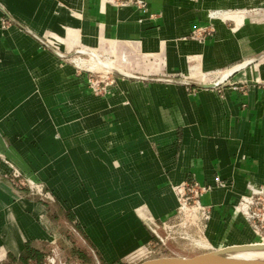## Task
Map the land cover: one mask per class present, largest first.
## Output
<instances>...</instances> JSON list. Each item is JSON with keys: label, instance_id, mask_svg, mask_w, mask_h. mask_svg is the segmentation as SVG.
Listing matches in <instances>:
<instances>
[{"label": "crops", "instance_id": "crops-1", "mask_svg": "<svg viewBox=\"0 0 264 264\" xmlns=\"http://www.w3.org/2000/svg\"><path fill=\"white\" fill-rule=\"evenodd\" d=\"M145 1L0 0V263L53 250L77 264L143 258L146 218L174 221L188 181L206 187L210 239H257L237 206L264 189V55L213 88L137 72L95 91L26 30L66 54L63 34H77L127 74L145 59L214 71L264 54V0ZM198 29L210 33L191 38Z\"/></svg>", "mask_w": 264, "mask_h": 264}, {"label": "rangeland", "instance_id": "rangeland-1", "mask_svg": "<svg viewBox=\"0 0 264 264\" xmlns=\"http://www.w3.org/2000/svg\"><path fill=\"white\" fill-rule=\"evenodd\" d=\"M257 16L263 17L261 13L259 15L257 14ZM224 17H227V16H224ZM209 33H210L209 30H205V29L199 30L198 29L191 34V38L195 40L196 39L201 40V39H204L205 36ZM63 35H64V41L66 43L65 45L67 46V48L70 51H73V50L78 51V54L76 55L73 54L68 59V62L74 64L75 69H77L79 72H82V71L89 72L90 75L91 74H111V73H107L106 65L119 69L120 62L118 60H112V59L107 58L109 56L106 54H103L102 52L105 49L103 46L96 47L92 44L89 45L86 42V40H82L81 37L78 36L77 34H75L74 37L71 35L67 36L66 34H63ZM87 48L95 51L94 52L95 54H91L90 52L91 50ZM93 57L97 59V62L100 64V66L98 67L96 66V64L94 63L95 60ZM121 59H123V57ZM241 64H244V63H241ZM122 65H124L123 62H122ZM125 65H127V67L129 68L128 72H130V74H136L137 72H143L144 74H166V75H159L160 77H168V75H171L173 77L174 75H176L175 77L177 78L180 77L181 75L184 76V74H191L193 78H196V79H193V80L189 79V80H192L198 83L213 82V81H216L219 76H220L219 77L220 80H222V76L224 77L230 69L235 67L234 66L229 69L223 68V70L221 69V70H214V71H205V70H202L200 64H198L197 62H193L187 65L189 68H191L190 70L188 68L184 69V67H181V68H177L178 70L176 71L172 69L170 70L168 68L166 59L164 61L162 59L160 60H153V59L146 60L145 59V61L141 63H134L132 65L130 62H127ZM159 76H156V77H159ZM257 80H261V79H257ZM160 82L173 83V82H168V81H160ZM101 87H103V83L100 84V90H101ZM191 87H195V86H191ZM177 197L179 200L178 195ZM181 207L182 206L180 205V202H179L178 207H177V212L179 211ZM177 212H176L175 220L172 221L170 223V226L168 227L169 231H167L164 234V236H168V238L165 239V243L160 241L154 235V238L150 242L147 243V247H148L147 254L148 255L143 258H139L135 260L139 261L142 259L159 258V257H191L196 254L207 252L210 250H219V249L225 248L224 247L225 243L223 242V243L218 244L217 242L218 240L214 239V235L211 237V239L209 238V235H208L209 226L208 225H209L210 217L205 219V217H203L201 213H198L197 211L195 212L194 209L192 211L186 210L185 213L183 212L182 214H178V215H177ZM209 214L211 216L210 208H209ZM160 224L162 225V223ZM253 231H254V235L257 236V239L252 242H247L246 244H264V238L260 236L254 229ZM229 245L232 246L233 244L231 245V243H229ZM51 253L52 252H50L49 254ZM59 257L60 259H62L63 262L67 261V263L69 264L71 263L77 264V262H79V261H76V257H72L73 258L72 260L71 258L65 256L62 253H59ZM36 259L39 260L38 263L40 264H43L45 262V259L43 257L41 259L34 257L33 260H29V261L24 260L22 258L18 260H13L9 258L7 261H4L0 264H37V262L35 261ZM125 260L120 261L117 264H126L128 262L135 261V260H128V259H125ZM94 262L95 264H97L98 262H100L101 264H105L102 262L101 255L97 252L93 255H90L87 258L85 263L94 264Z\"/></svg>", "mask_w": 264, "mask_h": 264}, {"label": "built area", "instance_id": "built-area-1", "mask_svg": "<svg viewBox=\"0 0 264 264\" xmlns=\"http://www.w3.org/2000/svg\"><path fill=\"white\" fill-rule=\"evenodd\" d=\"M112 1L116 4H124L126 2H133L135 5L138 6H145V0H108ZM51 46H53L57 51H59L48 39L44 38ZM61 52V51H59ZM89 71V70H88ZM109 74H91L90 75V83L92 87L97 91L100 90V84L103 83L104 88L108 82L110 81L108 78ZM12 178L20 183L21 186H28L26 180L23 179L21 174L14 170L11 174ZM31 186V185H30ZM206 187L200 185L198 182H186L179 190V202L180 205H186L188 210H193L198 213H201L203 217L209 218V208L202 204L201 202V195L205 192ZM192 208V209H191ZM238 210L242 212L247 219V221L251 224L252 228L262 237H264V189L261 188H253L252 191L244 195L237 206ZM147 249V244L145 246ZM148 251V250H147ZM56 251H52L51 254L55 253ZM152 252V251H151ZM51 254L46 256L45 262L48 264H63V263H56L50 262L48 259ZM59 254V253H58ZM59 260L62 261V259ZM66 264L67 261H64ZM72 264V263H71ZM97 264H101L98 262Z\"/></svg>", "mask_w": 264, "mask_h": 264}, {"label": "water", "instance_id": "water-1", "mask_svg": "<svg viewBox=\"0 0 264 264\" xmlns=\"http://www.w3.org/2000/svg\"><path fill=\"white\" fill-rule=\"evenodd\" d=\"M8 17L12 20V17L7 13ZM26 30L31 33L35 38H37L43 45H45L50 50L54 51L57 55H59L61 58L69 59L73 54H78V51H75L74 53L66 54L63 52L57 51L53 46H51L43 37L39 36L38 34H35L32 30L26 28ZM264 54H261L257 56L256 58H253L251 60L245 61L243 63H246L245 66L240 67V69H236L233 72H231L227 77H225L223 80H220L218 78L216 81L209 82V83H198L189 79L185 78H174V77H152L154 80L157 81H168L173 83H179L184 84L187 86H195V87H204V88H213L217 87L221 84H223L230 76H232L234 73L243 70L253 64L255 61L260 59ZM107 71L113 74H119L125 77H139L136 74H127L117 68H113L112 66H107ZM147 224L152 231V233L163 243H165V239L168 238V236H164V234L169 231L167 225L160 223H156L155 221H152L148 218H146ZM239 247H254L252 245H246V246H239ZM236 246L229 247V249H236L239 248ZM37 264H40L37 262ZM43 264H48L44 262ZM126 264H233L232 262L228 261L227 259L220 256L218 251H207L203 253L196 254L191 257H159V258H149V259H142V260H135L128 262ZM240 264V263H235Z\"/></svg>", "mask_w": 264, "mask_h": 264}, {"label": "bare ground", "instance_id": "bare-ground-1", "mask_svg": "<svg viewBox=\"0 0 264 264\" xmlns=\"http://www.w3.org/2000/svg\"><path fill=\"white\" fill-rule=\"evenodd\" d=\"M90 52H91V54H95L92 51H90ZM94 60H95L94 63L96 64V66L97 67L100 66V64L97 62V59L94 58ZM245 65H246V63L240 64V65L236 66L234 69H238L239 67H243ZM119 70L124 72V70H122V69H119ZM229 72H231V71H229ZM227 76H225V77H227ZM225 77H223L222 80ZM186 210H188V208L186 207V205H183L179 209V211L177 212V215L178 214H182L183 212L185 213ZM163 224L167 225V227L170 226V223H168V222L167 223H163ZM246 245H252L254 247H239V246H246ZM233 246H236V247H239V248L229 249V247H233ZM233 246H228V247H225V248H222V249H219V250H212V251H218L220 256H222L223 258H225L228 261L232 262L233 264H235V263H240V264H264V244H239V245H233ZM48 260L50 262L66 264L65 262L59 260L58 252H55V253L51 254Z\"/></svg>", "mask_w": 264, "mask_h": 264}, {"label": "trees", "instance_id": "trees-1", "mask_svg": "<svg viewBox=\"0 0 264 264\" xmlns=\"http://www.w3.org/2000/svg\"><path fill=\"white\" fill-rule=\"evenodd\" d=\"M32 251H33V250H30V249H29V253H30L31 255H33V256H34L35 254H37V253L33 254V253H32ZM36 256H38V258H39V259H41V258H42V256H41V255H39V254H37Z\"/></svg>", "mask_w": 264, "mask_h": 264}]
</instances>
